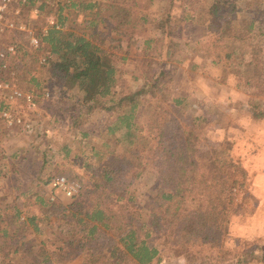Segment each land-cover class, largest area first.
Masks as SVG:
<instances>
[{"label": "trees", "instance_id": "1", "mask_svg": "<svg viewBox=\"0 0 264 264\" xmlns=\"http://www.w3.org/2000/svg\"><path fill=\"white\" fill-rule=\"evenodd\" d=\"M254 2L211 0L208 29L216 30L213 21L229 16L237 21L238 40H247L261 31L245 17ZM137 4L138 0H19L15 7H24V12L14 14L12 7L8 14L14 22L21 16H35L34 30L41 42L36 50L29 51L27 33L13 31L0 37L6 46L14 48L13 54L0 61L8 72L3 80L11 86L13 81L28 78L39 90L42 86L36 73L45 71L49 96L76 88L81 94L73 102L76 123L79 116H89L98 109L114 116L106 134L118 133L117 145L132 146L138 141L136 117L142 100H154L166 116L156 127V147L151 153L160 188L149 198V207H140L132 196L118 198L122 203L114 208L104 203L115 191L124 192L137 181L143 165L118 157L102 144L106 151L93 150L91 161H84L89 176L75 175L81 190L67 203L47 201L32 193L25 204L38 205L40 212L30 213L23 211L20 196L0 201V264L14 259L25 264H68L74 260L80 264H153L160 261L159 246L184 258L186 264L264 263V253L251 247L238 248L242 239L226 247L230 221L236 213L235 190L242 187L246 173L239 162L225 158L226 144L211 143L200 133L207 112L185 119L180 109L185 98H169L167 69H153L147 59L141 64L151 68L144 71L139 88L126 92L115 89L118 65L124 63L132 48L135 54H146L150 48V40L142 39L138 29L153 24L163 34L172 21L173 0L158 15L136 12L133 7ZM186 18L189 16L182 20ZM259 35L262 38L258 42L264 45V32ZM256 47L244 52L224 46L220 49L225 50L224 57L217 53L218 61H210L226 62L224 69L251 99L264 95V62ZM40 51L45 56L38 61L34 55ZM166 55L171 57V48ZM26 58H32L35 67L25 64ZM12 72L16 79L11 82ZM250 108L256 112V119L264 117L263 107ZM40 131L38 138L44 136ZM4 135L0 130V136ZM63 151L65 158L69 150ZM44 224L51 228L53 240L43 239Z\"/></svg>", "mask_w": 264, "mask_h": 264}, {"label": "rangeland", "instance_id": "2", "mask_svg": "<svg viewBox=\"0 0 264 264\" xmlns=\"http://www.w3.org/2000/svg\"><path fill=\"white\" fill-rule=\"evenodd\" d=\"M169 3L170 0H138L137 7L133 8L138 13L150 12L158 15L168 8ZM210 3L211 0H187L186 3L184 0H173L172 21L169 27H166L165 33L161 34L162 31L155 29L153 24L139 28L138 35L142 39L150 40V48L146 54L142 51L135 54L136 51L132 48L124 63L118 65L115 89L126 92L139 88L143 82L144 71L151 68L141 64L145 59L151 62L155 70L167 69L165 84L168 87L169 98H185L180 108L185 119L192 120L207 112L200 133L205 134L211 143L226 144L228 148L226 159L239 162L243 169L247 166L250 168L251 159L256 149L263 145L264 140L261 137L264 134V117L256 119L254 116L256 112L250 107L261 106L264 110V95L251 99L245 93V89L236 86L237 80L224 69L223 65L226 62L222 60L218 64H211L210 61H218L217 53L219 57H224L225 50H220L224 46L228 49L238 47L244 52L251 51L257 46L258 57L264 62V45L258 42L262 38L259 33L264 32V0H255L254 4L247 8L248 13L245 17L253 21L257 28L260 27L261 31L253 33L245 41L238 40L237 21L231 20L229 16L213 21L216 30L208 29L211 19L208 18L207 11ZM14 9L24 12V7L18 5ZM185 15L189 18L182 20ZM34 20L35 16L32 15L26 19L21 16L16 22V31L27 33L29 38L36 36ZM48 21L52 22L53 19L49 18ZM19 27H25V30L22 31ZM6 44L5 40L1 41V45ZM27 46L29 51L36 50L29 42ZM167 48H171L172 51L169 58L166 55ZM44 56L45 53L40 51L34 58L41 61ZM24 63L29 67L36 65L33 64L32 58H26ZM5 69L0 71L2 79L8 76ZM36 76L42 86L39 90H35L34 85L27 81L28 78L19 83L15 82L13 72L9 78L14 82L11 87L32 95V105L21 99L8 101L6 95L0 93V130L5 134L0 136L1 203L20 196L21 203L25 204L27 197L32 193H38L47 201L53 197L56 203L60 201L67 203L70 198L52 191L49 183L45 184L46 181L55 176H65L81 186L75 175L88 177L84 170V161H91L93 150L106 151V147H101L102 144H106L109 146L108 150L119 155L118 157L131 159L132 163L143 165V174L126 188V191H115L104 203L114 208L122 203L118 202V198L122 197L125 200L132 196L140 207H149V198L160 188L158 168L156 164L154 165L155 158L151 153L156 147V127L166 116L161 109H157V103L149 98L142 100L136 117L140 129L138 141L132 146L117 145L116 139L119 134H106V129L112 124L114 116L98 109L89 116L85 114L79 116L76 123V107L73 106V102L79 99L80 92L74 88L49 96L47 91L50 90L46 88L47 73L39 72ZM2 110L22 119V125L8 126L5 119L1 118ZM26 125H29L28 129H25ZM38 128L42 130L40 132L44 131V136L40 138L37 134ZM84 134L87 136L83 137ZM64 148L69 150L65 158ZM244 171L246 176L242 187L235 190V215L239 219L249 217L257 206L251 194L250 172ZM21 193L24 195H20ZM23 211L39 213L40 208L38 205L25 204ZM242 224H245V221L242 220ZM44 226L46 229L43 239L53 240L51 228L46 224ZM241 239L243 241L239 244V249L251 247L259 254L264 253V239H258L255 235ZM232 243L235 245V241ZM159 247L160 261H154L153 264H186L184 258ZM7 264L25 263L14 259ZM68 264L80 263L74 260Z\"/></svg>", "mask_w": 264, "mask_h": 264}, {"label": "built area", "instance_id": "3", "mask_svg": "<svg viewBox=\"0 0 264 264\" xmlns=\"http://www.w3.org/2000/svg\"><path fill=\"white\" fill-rule=\"evenodd\" d=\"M19 0H0V37L8 32H13L17 30L16 22L8 18V14L11 12L12 7H15ZM14 14H18V11L14 10ZM20 30L24 31L25 27H19ZM45 29L42 31V35L44 33ZM29 44L32 47H39L41 44L40 40L36 36H30L29 38ZM13 54L14 48L12 46H3L1 45L0 41V61H4L7 54ZM6 68V64L0 65V71L2 72ZM0 93H3L6 95V99L8 101H17L22 100L28 105L33 104V97L29 93H22L13 87L8 82H5L1 76H0ZM1 118L5 119L8 126L13 125H22V119L19 117H14L10 112L3 111L1 113ZM29 125H26L25 129H28ZM49 186L52 191L59 192L63 196L67 198H72L76 196L80 190L81 186L74 182L69 180L65 176H56L54 177L50 183ZM54 200V198H51Z\"/></svg>", "mask_w": 264, "mask_h": 264}, {"label": "crops", "instance_id": "4", "mask_svg": "<svg viewBox=\"0 0 264 264\" xmlns=\"http://www.w3.org/2000/svg\"><path fill=\"white\" fill-rule=\"evenodd\" d=\"M262 139L264 134H262ZM250 172V188L252 197L256 200L257 206L252 214L243 219L233 216L230 221L229 235L226 239V247H233V241L255 235L258 239H264V140L263 145L256 149V153L251 159L250 168H245ZM262 173V174H261ZM259 188V189H258ZM242 220L245 224H242ZM232 240V242H231Z\"/></svg>", "mask_w": 264, "mask_h": 264}]
</instances>
